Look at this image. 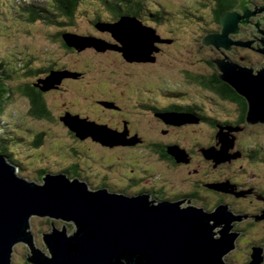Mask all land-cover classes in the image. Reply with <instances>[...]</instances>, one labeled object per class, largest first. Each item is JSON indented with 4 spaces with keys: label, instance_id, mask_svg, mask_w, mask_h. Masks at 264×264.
Masks as SVG:
<instances>
[{
    "label": "water",
    "instance_id": "water-1",
    "mask_svg": "<svg viewBox=\"0 0 264 264\" xmlns=\"http://www.w3.org/2000/svg\"><path fill=\"white\" fill-rule=\"evenodd\" d=\"M238 20L237 13L225 12L222 32L207 34L202 40L203 47L221 48L225 42L230 43L227 38L234 32ZM96 27L110 32L117 43L65 32V44L80 52L87 48L100 52L116 50L129 62H155V54L160 51L157 44L172 42L137 17L122 16L115 22L98 21ZM214 61L221 70V78L248 100L247 122L264 124V69L256 74L252 68L230 60ZM79 75L80 72L67 69L52 70L36 85L49 91L57 88L64 78ZM102 103L114 107L112 102ZM164 118L170 124L198 121L193 115L176 113ZM61 120L81 140L92 138L108 147L138 142L136 137L128 141L124 133L79 114L67 112ZM223 134L221 128L218 137L222 136L226 147ZM225 147L222 151L207 149L204 153L210 159H218L225 154ZM169 153L178 162L189 161L188 153L178 146H171ZM17 170L18 166L0 153V264H12L14 248L21 242L30 246L33 255L27 259L35 264H226L223 258L234 248L233 237L227 231L229 227L223 238L215 237V224L210 222H218L221 217L218 211L207 214L196 206L181 208L180 202L155 204L147 194H118L107 188L91 190L86 182L72 179L65 172H47L44 183L39 184L17 175ZM33 215L63 219L77 228L70 234L68 225L56 229L52 222L54 228L43 236L50 256L34 244L29 224ZM248 264H261L258 252Z\"/></svg>",
    "mask_w": 264,
    "mask_h": 264
},
{
    "label": "flooded vegetation",
    "instance_id": "flooded-vegetation-1",
    "mask_svg": "<svg viewBox=\"0 0 264 264\" xmlns=\"http://www.w3.org/2000/svg\"><path fill=\"white\" fill-rule=\"evenodd\" d=\"M200 1L204 3L201 5L206 8L207 17L210 19L209 21L207 19L209 25H204L206 18L202 19V17H199L201 22L198 21L197 25L201 30L198 32L197 42L200 43L199 51L208 52L209 56L206 62L202 64L203 70L198 71L195 75L194 73L186 71L185 80H193V76H203L206 84L201 86L211 93V96L218 101L219 105L228 109L227 113L219 116L213 112V109H208V102L200 103V101L188 97V92H183V90L177 91L168 82H153L147 84L137 82L133 83L132 86L128 84L125 89L120 91L121 93L119 95L125 99L127 93L131 92L133 97L129 100L136 102L132 105H127L123 99L117 100V92L119 91L114 89L115 87L107 84L105 86L98 84V87L102 86L99 88L98 94L93 93L92 89L88 92V94L92 95V102L95 104V107L92 108L99 107L100 111H105L111 122L101 119L92 120L100 124H107L115 131L124 133L128 141L133 137L138 139V142L134 145H122L120 147L99 146L100 148L104 150L131 148L144 149L145 152L151 151L155 155L154 162L157 165L164 166L165 170L169 171L168 173L172 175L183 174L189 182L188 186L183 189H176V184L161 183L165 177L157 172L154 173L157 176L160 175L156 181L158 183L145 185L144 179L147 178L146 176L150 172V168L145 165L143 167L139 166L140 169L138 172H136L137 168H128L131 171L126 174V180H119L121 184L115 181L110 182L108 181V177L98 175L97 173H86V169L81 168L78 164L71 165L70 170L73 178H78L86 182L91 190L107 188L110 192L118 194H147L154 199L153 202L155 204L163 201L180 202L179 205L181 208L196 206L207 214L218 211L221 214L218 222L214 220L210 222L211 224H215V237L217 239L223 238L224 231L229 227L227 231L234 239L229 237L232 239L234 248L224 256V262L226 264H248L253 261L255 253L258 252L261 264H264V173H261V171L264 172V127L261 125H250L247 122L245 106L248 111L249 103L244 96H241L237 92L241 98H225L215 92V89L219 90L220 88L223 91V85L228 83L221 78V70L214 61L215 59L230 60L243 67L252 68L256 74H259L264 69V0ZM141 5L143 3L140 0L132 4L123 3L124 10L121 15L130 17L138 16L137 18L145 24L154 26L158 30L156 16L159 14V11L157 12L156 9L161 11V8L159 6L157 7L155 3H152L150 7L151 12L143 16L141 12L138 13L133 9ZM195 5L197 4L188 3V7L193 8ZM245 7L250 14L249 17L246 16ZM132 12H136L135 16L132 15ZM225 12L237 13L239 15V22L233 27L234 32H231L229 38H227L230 43L225 42L221 48H216L213 45H205L203 47L202 40L207 34L222 32V16ZM192 13L194 12L190 14ZM109 20L115 22L118 18L112 16ZM184 23L180 22V32L184 31ZM66 30L64 25L60 26V30L54 36L58 39L59 33L66 32ZM158 33L162 38L171 40L172 42L179 40V37L175 36V31L172 36L163 35L159 31ZM172 42L158 43L160 53L156 52L155 62H129L123 58L121 63L124 66L123 69H125L123 74L128 73L129 69L135 68H151V74H154V69L158 64L156 66H150L149 63L159 62L158 55L163 53L166 44H171ZM69 49L75 50L74 48ZM39 69L42 70L41 74L34 77L31 82L22 85L28 92L26 96L31 101V105H33L32 99L37 101L40 98H44L48 93V91H43L36 83L39 78H44L48 75L49 69L51 70L52 66L51 68ZM83 77L85 80L87 79V72H83ZM126 83L124 82L123 84ZM95 95H98V97L94 98ZM141 95H147L149 97L142 98L140 97ZM201 99L205 100L203 98ZM101 100L112 102L115 104V107H106L100 102ZM152 101L153 103H151ZM142 105L144 107L143 109L141 107L138 108V106ZM67 111L86 117L82 112L72 110H66L63 114ZM140 111L147 112L149 116L155 119L158 125L157 137L155 139H149L144 134V130L133 127V122L138 116L144 117L141 113H138ZM172 113L193 115L198 121L183 124L167 123L164 117ZM105 118L103 117L102 119ZM195 123L199 124L193 125ZM205 123L209 124L213 129L214 135L210 140L205 139L201 143L200 140L203 139L202 135L199 134L196 136L193 133L189 137H174L176 131H181L187 126L193 130L210 127L209 125L203 126ZM236 127L240 128L231 130V128ZM221 128L224 134H228L226 147L224 141L218 137L220 142L217 138ZM150 138H154V136ZM252 140L256 141L257 144L253 145ZM171 146H178L185 150L188 153L189 161L178 162L168 152ZM224 147L226 152L218 159H210L204 153L205 150L212 148L217 151H222ZM74 150L73 153L76 157L78 151L75 147ZM197 154H199V159L196 156ZM221 158L222 160L218 162ZM70 170L67 169V171ZM40 172L42 174L41 178L44 179L43 175L47 174V172L55 173L60 171H49L45 167ZM220 185L222 187L220 189L217 188ZM70 227L72 225L69 226V229ZM27 264L33 263L27 261Z\"/></svg>",
    "mask_w": 264,
    "mask_h": 264
},
{
    "label": "rangeland",
    "instance_id": "rangeland-1",
    "mask_svg": "<svg viewBox=\"0 0 264 264\" xmlns=\"http://www.w3.org/2000/svg\"><path fill=\"white\" fill-rule=\"evenodd\" d=\"M15 1L0 0V54H2V58L6 59L11 66H16V69L20 70V72L26 65L33 70L54 66L55 68H65L69 71L80 72V75L76 78L69 76L64 78L57 88L49 90L44 98H40L49 109V118H38L32 114L33 105H31V101L24 94L23 90L20 91L16 87L17 85H25L31 82L34 77H22L20 75L18 84L10 82V86L15 91L14 95L5 102V112L2 116L3 127L6 126L8 129L16 131L27 140L23 139L21 141L31 148L33 147L32 141L36 135L42 132L46 133L43 139L44 144L40 149L32 150L21 143L14 145L13 148L17 150V154L21 151V159H19L21 160V166L18 165L17 175L19 174L27 181L43 184L44 179L41 178V169L47 167L49 171H66L65 173L73 178L70 167L73 164H78L81 168L86 169V173H97L98 175L108 177V181L110 182L115 181L120 183L119 180H126V174L131 171L128 168H137L136 172H138L139 166L143 167L145 165L150 168V172L146 176L147 178L144 179L145 185L158 183L156 181L160 175L157 176L154 173L157 172L165 177L161 183L176 184V189L186 188L189 182L185 179V176L183 174L172 175L168 173L169 171L165 170L164 166L157 165L154 162L155 155L153 152L131 148L104 150L100 147L105 145L94 141L92 138L85 139V142L78 139L76 134L71 132L61 120V117L68 112L63 114L64 111L72 110L82 112L86 116L84 118H88L90 121H95L92 119H101L111 122L105 111H100L99 107L92 108L95 107V104L92 102V95L88 94V92L92 89L93 93L98 94L99 88L102 87H98V84L103 86L107 84L119 91H116L118 93L117 100H119L123 99L119 95L120 91L125 89L128 84L132 86L133 83L137 82H143V84L168 82L177 91L183 90V92H188V97L198 100L200 103L208 102V109H213V112L219 116L227 113L228 109L219 105L218 101L211 96V93L194 81V79L185 80V72L189 71L195 75L198 71L203 70L202 64L206 62L209 56L208 52L199 51L200 43L197 42L198 32L201 30L197 25L198 21L201 22L199 17H202V19L206 18L204 25H209L208 21L210 18L207 17L206 8L201 5L204 3L200 0H140L141 3L146 5L145 11L147 15L151 12L150 7L152 3H155L157 7L159 6L161 12H172L170 16H167L166 20H163L164 24H158V31L167 36H172L175 31V36L179 37V40L165 45L163 53L158 55L159 62L149 63L150 66L158 64L155 67L156 70L154 69V74H151V68L129 69L128 73L123 74L125 69H123L124 66L121 63L124 57L119 51L107 50L100 52L95 48H87L82 52L76 49L71 50L61 39H57L54 36L60 30V26H51V23L46 25L27 22V19L21 18L20 13L13 9V2ZM83 1L76 12L74 21H66L67 24L64 25L65 29H67L66 31L92 35L107 42L117 43L110 32H102L93 25V19L96 16L99 15L103 19L108 20L112 17L111 12L104 7L100 0ZM21 2L23 0H20L18 3ZM188 3L197 5L192 8L188 7ZM156 10L157 12L160 11ZM191 12L194 13L190 14ZM180 22H185L183 26L184 31L182 32H180ZM30 60L32 63L29 62ZM51 71H49L48 75ZM84 71L87 72L86 80L83 77ZM124 82L127 83L123 84ZM96 97L98 95L94 96V98ZM132 97L131 92H128L127 97L123 100H125L127 105L135 104L136 102L129 100ZM140 97L147 98L149 96L141 95ZM100 102H106V100H101ZM116 107L118 106L116 105ZM140 107L144 108L143 105L138 106V108ZM138 113H141L144 117L138 116L133 122V127L144 130V134L149 139H155L157 137L158 126L155 119L149 116L147 112L140 111ZM79 115L83 117L81 114ZM103 117L106 118L102 119ZM196 124L199 123L193 125ZM205 125L209 124H203V126ZM253 125L264 127V124L261 122ZM192 133L196 136L202 135L203 139L200 140L201 143L205 139L210 140L214 135L211 126L206 127V129L197 128L196 130L187 126L181 131H176L174 137H189ZM152 136L154 138H150ZM227 137L228 134H223V139L226 141ZM219 138L222 140V136ZM219 138L218 140L220 141ZM252 144H257V142L252 140ZM74 147L78 151L76 157L73 153L75 151ZM196 156L199 159V154ZM67 169L70 171H67ZM261 173L263 174L264 172L261 171ZM150 200L154 201L151 197ZM51 218L50 216L41 217L33 215L29 219L30 232L34 235L36 248L45 254L49 253L48 255L50 256V250L44 241V234L52 231L54 228L52 222L54 226H57L56 229H63L64 225L70 224L63 219ZM71 225L69 233L73 232L76 227L74 224ZM28 254L33 255L28 244L23 242L16 244L12 255V264H27L26 259Z\"/></svg>",
    "mask_w": 264,
    "mask_h": 264
},
{
    "label": "trees",
    "instance_id": "trees-1",
    "mask_svg": "<svg viewBox=\"0 0 264 264\" xmlns=\"http://www.w3.org/2000/svg\"><path fill=\"white\" fill-rule=\"evenodd\" d=\"M20 0H16L13 2V9L17 10L20 13L21 18L27 19L26 21L34 23H42L49 25H58L63 26L67 24L66 21H74V17L76 12L81 5L83 0H23V2L18 3ZM104 7H107V10L111 12L112 16L118 18V20L122 17L121 13L124 10L123 3H135L137 0H100ZM136 5V4H135ZM105 7V8H106ZM136 12L140 13L143 16H146V5H141L137 8H133ZM132 9V11H134ZM136 12H132V15L135 16ZM166 12L159 11V14L156 16L157 22H162L164 20V15ZM138 17V16H136ZM105 20L101 16H96L93 19V23H97L98 21ZM110 21V20H109ZM117 21V20H116ZM64 32H60L58 39H61L64 42L63 34ZM65 44V42H64ZM66 45V44H65ZM32 63V61H29ZM23 67V66H22ZM53 70L55 67L52 66ZM51 69V70H52ZM49 69V71H51ZM42 73V70H33L29 66H24L22 71L16 69V66H11L6 59L2 58V54H0V153L5 154L9 157V161H11L15 165L21 166V151L17 154V150L14 149V145L17 143H21L22 145L28 146L26 143L21 140H26L24 137L20 136L16 131L8 129L6 126L3 127L4 122L2 120V116L4 115V107L7 99L11 98L14 95V89L10 86V82L14 84H18L20 81V75L22 77H36ZM194 81H196L200 85H205L206 81L203 76H193ZM207 82H209L207 80ZM18 90H23L24 94H28V92L24 89L25 87L22 85L16 86ZM215 92L220 96L225 98H241V96L237 93V91L228 84L223 85L219 90L215 89ZM33 103V111L32 114L49 118L50 112L47 108L45 102L42 99H38ZM247 112V107L245 106V114ZM49 116V117H48ZM46 133H42L37 135L33 139V147L32 150L40 149V147L44 144V135ZM27 141V140H26ZM169 152V151H168ZM170 154V153H169ZM45 175V174H44ZM71 178V177H70ZM73 179V178H72ZM28 257V256H27ZM27 260V259H26ZM28 261V260H27ZM29 262V261H28ZM30 263V262H29Z\"/></svg>",
    "mask_w": 264,
    "mask_h": 264
},
{
    "label": "clouds",
    "instance_id": "clouds-1",
    "mask_svg": "<svg viewBox=\"0 0 264 264\" xmlns=\"http://www.w3.org/2000/svg\"><path fill=\"white\" fill-rule=\"evenodd\" d=\"M100 21V20H99ZM67 32V31H66ZM161 36V35H160ZM70 48V47H69ZM75 49V48H74ZM19 167V166H18ZM71 224H74V223H70V224H68V226H70ZM75 225V224H74ZM76 226V225H75ZM76 228L77 227H75V229H74V231L73 232H71L70 234H72V233H74L75 232V230H76Z\"/></svg>",
    "mask_w": 264,
    "mask_h": 264
},
{
    "label": "bare ground",
    "instance_id": "bare-ground-1",
    "mask_svg": "<svg viewBox=\"0 0 264 264\" xmlns=\"http://www.w3.org/2000/svg\"><path fill=\"white\" fill-rule=\"evenodd\" d=\"M57 227V226H56ZM28 256V255H27ZM29 256L31 257V255L29 254ZM29 256L27 257V258H29ZM28 260V259H27ZM29 261V260H28ZM30 262V261H29ZM31 263H33V262H31ZM33 264H35V263H33Z\"/></svg>",
    "mask_w": 264,
    "mask_h": 264
}]
</instances>
